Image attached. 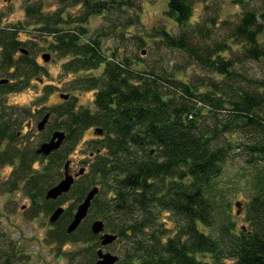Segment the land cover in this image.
I'll use <instances>...</instances> for the list:
<instances>
[{
    "label": "trees",
    "instance_id": "16d2710c",
    "mask_svg": "<svg viewBox=\"0 0 264 264\" xmlns=\"http://www.w3.org/2000/svg\"><path fill=\"white\" fill-rule=\"evenodd\" d=\"M166 1L165 13L180 30L161 27L154 36L209 70L207 85L177 78L155 64L139 70L129 57L109 54L99 38L109 30L85 38L83 23L121 8L123 0H65L55 13L42 5L27 6L31 21L53 34L54 49L68 58L64 72L79 73L75 88L93 90L96 105L95 110L76 108L77 96L69 93L51 108L49 131L37 145L31 143L28 122L27 133L21 130L25 113L4 95L25 88L39 67L19 38L20 25L0 23V74L9 79L0 83V146L7 143L0 164L15 165L11 187L22 182L34 204L43 200L54 212L70 200L49 236L61 243H86L78 252L81 264L98 259L101 237L92 230L96 219L118 234L116 264H264V77L236 68L243 59L264 61V0H233L241 5V16L223 39L213 38L208 24L193 21L196 0ZM76 4L82 15L73 25L66 8ZM209 21L215 24V18ZM121 25L113 23L111 31ZM235 47L240 53L233 54ZM225 110L227 118L221 116ZM91 126L99 137L90 144L89 169L76 177L69 192L47 199ZM59 129L67 134L63 145L50 155L38 153ZM235 147L249 170L239 173L250 193L242 224L231 208L238 188L222 182ZM95 186L100 190L88 216L68 232L78 205ZM15 245L0 229V264H16L20 252Z\"/></svg>",
    "mask_w": 264,
    "mask_h": 264
},
{
    "label": "rangeland",
    "instance_id": "374dc122",
    "mask_svg": "<svg viewBox=\"0 0 264 264\" xmlns=\"http://www.w3.org/2000/svg\"><path fill=\"white\" fill-rule=\"evenodd\" d=\"M123 1L126 3L121 8H115L110 13L96 14L88 22L83 23L88 29L85 38L98 37V34L109 30L104 36L99 37L104 50L109 54L117 51L120 56L129 57L133 61L132 66L139 70L155 64L168 68L177 78L189 82H203L207 85L205 74H211L209 70L202 68L186 52L165 47L154 36L157 29L161 27L171 28L176 33L180 30L179 26L165 13L167 1ZM33 4L42 5L44 10L55 13L63 8L65 0H0V23L20 25L19 38L24 42V47L29 50L39 67V73L29 80L25 88L4 95L8 104H13V108L18 109L20 113H25L21 130L27 133L29 127L26 123L28 121L32 123L28 133L32 138L31 143L37 145L49 131L48 128L39 131L38 123L46 112L51 111L53 106L64 102L61 97L62 93H72L77 96L76 108L95 110L96 105L93 90L75 88L79 73L64 72L63 64L68 58L59 56L54 49L55 36L31 21L27 6ZM241 10V5L233 0H196L193 21L199 19L197 23L199 26L208 24L206 28H210L212 37L223 39L227 37L230 26L237 24ZM66 11L70 13V21L74 25L82 15L81 4L72 5L66 8ZM211 18H215V24L209 21ZM115 22L122 24L118 32L111 31V26ZM235 48L233 54L240 53L238 47ZM46 53L51 54L49 60L43 58ZM20 55L21 53H18L16 56ZM236 68L253 77H264V61L243 59L236 63ZM2 78L7 77L0 74V79ZM203 88L207 89L206 86ZM197 104L203 106L202 103ZM201 109L204 113L211 114L208 108L202 107ZM225 114L227 110L221 116L227 118ZM208 116L211 115L206 116L210 120ZM240 136L243 135L240 133ZM98 137L94 126L84 131L82 138L70 154L72 174H77L82 168L89 169L92 161L90 144ZM6 144V142L2 143L0 151L6 148ZM246 166L241 151L235 147L231 151V157L222 176V182L226 187L233 188V190L238 188V192L232 197L231 208L239 224H242V218L245 217L244 201L250 194L246 188V178L240 177L239 174H242L243 169V172H249ZM14 168L13 164H0V229L14 240L16 249L20 252L16 264H81L82 255L78 252L85 247L86 243L73 241L61 243L49 236V232L56 228L53 225L54 222L51 221L53 211L45 208L43 200L34 204L25 192L22 182L17 188L11 187L14 180ZM69 204L70 200L62 203L61 206L67 207ZM101 246V243L96 244V249ZM105 248L116 253L120 251L118 243L107 245Z\"/></svg>",
    "mask_w": 264,
    "mask_h": 264
},
{
    "label": "water",
    "instance_id": "95a60500",
    "mask_svg": "<svg viewBox=\"0 0 264 264\" xmlns=\"http://www.w3.org/2000/svg\"><path fill=\"white\" fill-rule=\"evenodd\" d=\"M43 57L45 60H49L51 54L46 53L43 55ZM61 97L64 99H68L70 97V94L62 93ZM50 117L51 112H47L42 118V120L39 121L38 129L40 131H43L46 128ZM96 131L102 133L103 129L97 127ZM66 135L67 134L64 130L59 129L54 131L49 140H46L40 144L37 149V152L44 155H50L52 152L59 149L63 145L66 139ZM69 165L70 161L66 163L64 177L56 185H54L48 190L46 194L47 199H58L61 195L69 192L75 182L76 177L85 172V168H82L77 174L74 175L70 172ZM99 190L100 189L98 186L92 188L89 191L88 195L85 197V199L78 205L74 214V218L68 225V232H74L75 230H77L81 223L84 221V219L88 216L92 201L94 197L98 194ZM238 206H240L239 203ZM64 210V206H59L53 212L51 216V221H57L64 212ZM92 230L95 234L100 235L102 244V246L97 251L98 259L95 264H116L120 259L119 253L106 250L105 247L115 242L118 239V234L107 231L105 227V222L102 219H96L93 221Z\"/></svg>",
    "mask_w": 264,
    "mask_h": 264
},
{
    "label": "flooded vegetation",
    "instance_id": "af4514ba",
    "mask_svg": "<svg viewBox=\"0 0 264 264\" xmlns=\"http://www.w3.org/2000/svg\"><path fill=\"white\" fill-rule=\"evenodd\" d=\"M43 58H44V57H43ZM37 78H38V76H37ZM8 81H9L8 78H3L2 80H0V83H4V82H8ZM48 112H50V111H48ZM46 113H47V112H46ZM46 113H45V114H46ZM45 114H44V116H45ZM44 116H43V117H44ZM51 116H52V113H51ZM43 117H42V118H43ZM50 119H51V117H50ZM41 120H42V119H41ZM49 121H50V120H49ZM48 123H49V122H48ZM47 125H48V124H47ZM28 126H31V127H32V123H31L30 121H28ZM46 127H47V126H46ZM45 129H46V128H45ZM45 129H44V130H45ZM61 130H62V129H61ZM39 131H40V130H39ZM52 134H53V133H52ZM52 134H51V135H52ZM50 138H51V137H50ZM50 138H49V139H50Z\"/></svg>",
    "mask_w": 264,
    "mask_h": 264
}]
</instances>
